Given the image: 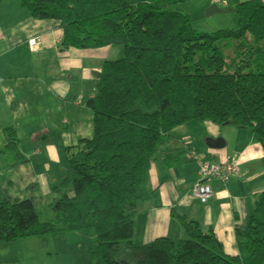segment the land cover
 <instances>
[{"label":"trees","instance_id":"obj_1","mask_svg":"<svg viewBox=\"0 0 264 264\" xmlns=\"http://www.w3.org/2000/svg\"><path fill=\"white\" fill-rule=\"evenodd\" d=\"M17 1L34 20L59 23L62 51L122 46L123 56L104 63L86 102L94 133L66 150L49 219L0 188V244L76 233L95 237L92 264H264V192L236 232L235 256L213 232L177 215L182 240L109 246L124 206L138 198L153 166L171 157L163 149L175 130L210 122L251 132L264 151V1L239 4L237 28L211 34L178 9L192 0ZM4 135L2 153L18 157L16 130Z\"/></svg>","mask_w":264,"mask_h":264},{"label":"crops","instance_id":"obj_2","mask_svg":"<svg viewBox=\"0 0 264 264\" xmlns=\"http://www.w3.org/2000/svg\"><path fill=\"white\" fill-rule=\"evenodd\" d=\"M248 1L221 0L220 9L231 3L233 12ZM62 38L55 21H36L17 0H0V188L13 203L35 199L41 208L50 207L54 189L64 180L66 150L94 133L86 102L97 93L92 74L101 72L108 56L101 51L104 61L88 66L89 53L62 51ZM33 39L40 41L37 52L28 49ZM8 128L18 134V157L2 153ZM221 140V148L207 146V141ZM191 151L212 165L238 157L241 167L239 178L225 185L211 183L214 197L207 205L192 194L198 166L188 160ZM163 154L171 157L153 166L138 198L124 206L109 246L182 240L186 236L177 215L213 232L227 254L237 255L236 232L245 229L257 196L264 192V151L258 140L248 131L192 123L172 133ZM22 171H28L27 177ZM27 193L34 198L19 200Z\"/></svg>","mask_w":264,"mask_h":264},{"label":"rangeland","instance_id":"obj_3","mask_svg":"<svg viewBox=\"0 0 264 264\" xmlns=\"http://www.w3.org/2000/svg\"><path fill=\"white\" fill-rule=\"evenodd\" d=\"M232 3H234V1H232ZM209 4L211 6H218V8L222 7L221 4H214L212 0H192L185 4L179 5L178 9H180L190 17L193 27L201 33L211 34L220 30H230L237 28L238 16L235 11H229L232 6L231 3L228 8H224L223 10L228 11V14H215L212 16H208V11L210 8L208 7ZM56 23L59 25L58 22ZM101 51H104V53L107 54L108 62L119 61L123 56L122 46H113L109 49H106V51L105 49L87 50V52L89 53L88 56L90 58L88 66H91L94 63L104 61L103 56L101 54L103 52ZM195 157L197 159H201L205 162H208L205 157L193 151L189 153L188 160L196 164L198 160L196 161L194 159ZM231 161L232 159H230L227 163L223 165L217 166L224 168L228 164H230ZM41 171L45 172V170ZM22 175L27 177L28 171H22ZM240 176L241 171L238 176L229 175L228 179H237ZM212 182H218L222 185L226 184V182H224V178L218 177H212L211 183ZM195 185L192 188V194L194 197L195 195L193 193V190ZM25 197L29 200H31V197L34 198L32 194L27 193L24 194L23 197H21V199L19 200H24ZM32 202L35 203L37 210H48L49 205H44L43 208H41V205L38 204L35 199L34 201L32 200ZM45 216H47L45 217L46 220L49 219L50 212L46 211ZM75 235L77 234L62 233L44 238L25 239L15 243L0 244V264H92L90 256V247L94 244L95 237L84 234H78L84 236Z\"/></svg>","mask_w":264,"mask_h":264},{"label":"built area","instance_id":"obj_4","mask_svg":"<svg viewBox=\"0 0 264 264\" xmlns=\"http://www.w3.org/2000/svg\"><path fill=\"white\" fill-rule=\"evenodd\" d=\"M214 4H222L221 0H212ZM28 48L31 52H37L40 50L39 39H33L28 42ZM197 162L198 171L196 172L198 181L194 187L193 193L195 197L203 205H207L213 198V189L211 187V178L218 177L224 178V182H228L229 175L238 176L240 174V168L238 166V161L236 158L232 159L230 164L226 167L221 168L217 165H212L201 159L194 158Z\"/></svg>","mask_w":264,"mask_h":264},{"label":"water","instance_id":"obj_5","mask_svg":"<svg viewBox=\"0 0 264 264\" xmlns=\"http://www.w3.org/2000/svg\"><path fill=\"white\" fill-rule=\"evenodd\" d=\"M228 13H229L228 11H223L220 8H218V6H211L209 8V11H208V16H212V15H215V14H220V15L221 14H228ZM92 76L95 79H97V80H99L101 78V74L100 73H98V74L93 73ZM221 142H222V140L221 141H213V143H211V141H207V146L210 147V148H214V147L215 148H221V147L224 146V145L220 146Z\"/></svg>","mask_w":264,"mask_h":264}]
</instances>
